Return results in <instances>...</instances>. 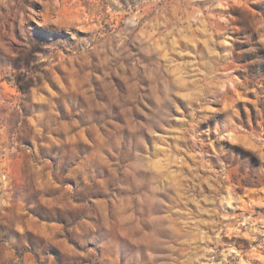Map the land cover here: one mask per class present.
<instances>
[{
    "label": "clouds",
    "instance_id": "clouds-1",
    "mask_svg": "<svg viewBox=\"0 0 264 264\" xmlns=\"http://www.w3.org/2000/svg\"><path fill=\"white\" fill-rule=\"evenodd\" d=\"M74 7L0 0V264L264 260V0Z\"/></svg>",
    "mask_w": 264,
    "mask_h": 264
},
{
    "label": "rangeland",
    "instance_id": "rangeland-1",
    "mask_svg": "<svg viewBox=\"0 0 264 264\" xmlns=\"http://www.w3.org/2000/svg\"><path fill=\"white\" fill-rule=\"evenodd\" d=\"M79 0H63L64 3V10L66 12V14L68 15V19L69 21L72 20L73 15L76 12V9L74 7L75 3H78ZM37 8H42V5H37ZM35 11V9H33ZM33 23H35V21H33ZM83 34H87V33H83ZM61 72H63V70H60ZM0 91H3V89H0ZM234 95L239 97V102H238V106L243 107L244 108V114L245 115H250L251 113L256 111V108L259 106L258 103L255 101L254 96L255 93L254 92H248L246 95L241 93L240 90H237L236 93H234ZM261 114L264 115V110L261 111ZM257 126H259V120H257ZM200 188H203L204 192L207 193L209 191L207 185H200L199 187H197L195 189V192H198L200 190ZM247 191V195H245V192ZM195 192L193 193L195 195ZM237 193L239 195H241L243 203L247 204L249 202V199H257L260 197H264V193H258L255 188L252 185L249 184H244L242 186V188L237 189ZM189 207L195 209V205H189ZM229 212H231V210H228ZM240 210H237V214H239ZM253 211L257 214L260 215H264V208H260V207H254ZM228 238L225 237V240H227ZM233 239H241L242 242L245 245H248L250 242L245 239V238H240V237H233ZM239 250V249H237ZM264 255V254H261ZM252 264H264V260H261L259 258H254L252 260Z\"/></svg>",
    "mask_w": 264,
    "mask_h": 264
}]
</instances>
